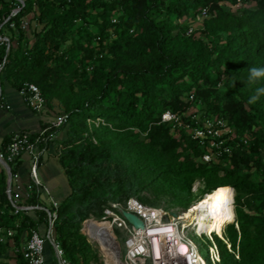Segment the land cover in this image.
<instances>
[{"label": "trees", "instance_id": "trees-1", "mask_svg": "<svg viewBox=\"0 0 264 264\" xmlns=\"http://www.w3.org/2000/svg\"><path fill=\"white\" fill-rule=\"evenodd\" d=\"M3 62L2 102L6 85L35 83L46 113L66 116L47 135L66 130L53 143L70 191L55 206L32 180L19 197L12 182L13 201L44 207L16 212L0 161V264H28L13 250L33 229L45 235L48 209L69 263L93 264L86 219L111 202H149L143 192L160 180L189 202L197 178L206 192L236 191L219 264H264V94L250 102L264 78L248 82L250 67H264V0H0ZM166 112L181 122H163ZM195 114L227 122L230 152L203 159ZM13 135L0 144L5 158ZM23 163L9 162L12 174Z\"/></svg>", "mask_w": 264, "mask_h": 264}, {"label": "built area", "instance_id": "built-area-1", "mask_svg": "<svg viewBox=\"0 0 264 264\" xmlns=\"http://www.w3.org/2000/svg\"><path fill=\"white\" fill-rule=\"evenodd\" d=\"M6 39V38H5ZM3 63H0V105L2 104L1 95V72L3 69ZM24 102L32 108L38 114H46L47 108L45 103V98L41 93V90L38 85L35 83H26L23 88L19 91ZM6 107L10 108L7 104ZM66 116L64 114L59 116H51L47 119L48 125L43 128L39 135L36 138H32V133L29 131H20L14 133L11 142L7 146V152L5 158L4 154L0 152V158L3 159L8 165L9 162L15 161L16 158H24L27 156L30 159V177L31 180L36 184L38 190L42 195L47 194L50 196V201L55 206L57 202L51 197L50 190L45 186L42 180L39 177V166H40V157L41 154L46 150V147H42V141L51 139V135H47L49 130L60 127ZM192 121H202L198 126L190 127L192 137L197 139L202 148H206L204 152L203 159L205 161H212L220 156L228 153L232 149V144L230 141V132L231 129L227 125V122L222 118H200L199 115H193L191 117ZM163 122H178L180 123V118L171 112H166L162 115ZM9 174V179L11 183L15 184V190L17 196L23 194V186L20 182V172L12 174L11 168H6ZM9 197L13 201L12 190L9 193ZM13 205L16 208V212L19 210H34V209H43V206L40 205H28V204H18L17 201H13ZM115 209V210H114ZM49 223L46 228V233L43 236L37 229L31 231L30 236L22 243L20 247H15L13 252L17 253L22 251L24 257L28 261V264H47L46 259V244L49 243L55 251V256L57 264H70L67 258L64 255L63 250L60 248L59 244L55 239L54 234V222L57 217L56 211H50L49 209ZM124 211L135 213L142 221L143 227L137 228L132 224L123 214ZM167 215L166 211L158 209L151 205H146L140 202L138 199L131 197L126 202V204H121L117 202H111L110 206L105 209V215L101 221L109 222L111 224L112 233L114 234V228H118L121 231L126 232L127 238L125 241L126 246V255L123 259L121 257L122 250L121 247L116 244L114 251V258L109 256L110 264H147L149 259L152 260L153 264H173V260L168 258V254L173 252V247L167 248L165 241L169 238H174L175 235H170L174 231L171 229L176 228L178 232V238L172 240L180 244H185L189 247L191 252L199 251L200 249L195 243V241L186 234L181 235L179 230V223L182 219L178 213H173V216L170 221H165ZM177 216V217H176ZM94 217H90L85 221H94ZM185 224V223H184ZM181 225V230L186 229L185 225ZM84 227V224H83ZM85 228V227H84ZM90 229H88L89 231ZM165 232H163V231ZM87 232V235L100 247L101 251L106 257V249L100 241L90 234V231ZM167 233V235H165ZM169 233V234H168ZM9 235H12L13 232L9 231ZM199 237L202 235L198 234ZM206 236V235H205ZM209 241V257L211 261L216 264L220 261V251L218 245L213 237H207ZM178 245V244H177ZM157 247L160 248L161 254L157 253ZM169 250V252H168ZM201 253V252H200ZM202 255V254H201ZM203 256V255H202ZM106 263L108 264L106 258Z\"/></svg>", "mask_w": 264, "mask_h": 264}, {"label": "rangeland", "instance_id": "rangeland-1", "mask_svg": "<svg viewBox=\"0 0 264 264\" xmlns=\"http://www.w3.org/2000/svg\"><path fill=\"white\" fill-rule=\"evenodd\" d=\"M26 22H27V20H26ZM26 22H25V24H26ZM50 116H52V115H50ZM47 119H49V118H47ZM42 120H44V119H42ZM46 123H48V122H46ZM46 164L51 169L54 168L55 166L58 167V168L60 167L61 168V173L63 174L62 175V180L66 179V181H67V177H66V175H65V173H64V171H63V169H62V167H61V165H60V163L58 161V154H57V156L49 157V161H47ZM51 172H54L53 169H52ZM40 176L41 175L39 174V177ZM40 179H41V177H40ZM170 186L171 185H170V183L168 181L166 182V181L160 180L157 183H155L152 187H150L149 189H146L143 192V195H145L148 198L149 202H143L137 196H134V198L138 199L143 204H146L148 206L151 205L153 207H156L158 209H162L163 211H166L167 215L165 217V221H170L172 216H173V213H178L179 215H181V217L186 215L187 211L189 212V210L191 208H193L194 206L198 205L200 203V201L202 200V198L207 193L206 192L205 182L203 181V179L197 178L194 181L193 186H192V195L190 197L191 201H189V202L188 201L176 202V200H175L176 196L174 195V189H173V187L171 188ZM67 188L69 190L70 187H69V185L66 184L64 191L67 192ZM223 189L226 191V194H225V197H226L225 205H228L229 201L233 198V209H234V212H235V219L232 222H229L228 224H226L225 229H224V231H225L226 228L229 226V224L236 223V225H237V213H236L237 205H236V202H235V196H236L235 189L233 187H231V186L228 187V188H223ZM230 190H234V194H232L230 192ZM58 201H60V200H58ZM58 201H57V203H58ZM94 218L95 219L91 223V225H97V226H101V227H96V226L92 227L91 230H89L90 234L91 235H94L96 233L103 234L105 236L108 244L112 248L113 257L115 256V254H114V251H115L114 240H116V242L118 243V245L121 247V250H122L121 257L124 259L125 255H126V246H125V241H126V238H127L126 232L121 231V230H119L118 228L115 227V230H117V232H116V235L114 234L115 236L113 235L114 236V240H113L110 227L108 225H106V224L104 225L105 222L101 221V219H98L96 217H94ZM184 220L185 219L182 218V221H180V223H179V230L181 232V235H183V234L187 235V233H188V236H190L195 241L197 246L199 247L200 252H201L200 254L203 255V256L202 255L201 256L203 257V259H205L206 264H214L211 261L210 257H209V241L206 238L205 234L203 232H201L200 230L198 231L197 229H195L194 225H192L193 227L189 226L186 229L181 230V225L184 224ZM83 224H84V222H83ZM87 225L88 226L90 225V221H88ZM88 226H86L84 228L83 225H82V232L84 234H86V236L88 237V239L92 243L93 248L96 250V252L98 254V258L93 261V264H107L106 261H105L106 257L104 256V253L101 251L100 247L97 245V243H95L87 235L86 231H88V229H89ZM197 233L202 235V236L199 237L197 235ZM216 236H217L216 234H213V238L215 239V241L217 243ZM224 237H225V232H224ZM167 242H169V239H167ZM48 245H49V243L46 244V246H48ZM170 246H169V248H170ZM218 248H219V246H218ZM219 251H220V248H219ZM220 261H221V255H220ZM220 261L216 262V264H219ZM147 264H153L152 260L149 259L147 261Z\"/></svg>", "mask_w": 264, "mask_h": 264}, {"label": "crops", "instance_id": "crops-1", "mask_svg": "<svg viewBox=\"0 0 264 264\" xmlns=\"http://www.w3.org/2000/svg\"><path fill=\"white\" fill-rule=\"evenodd\" d=\"M9 105L10 108L6 107ZM49 114H38L32 108H30L22 99L19 91L12 88L10 85H6L5 94L2 104L0 105V144L6 135L14 134L20 131H29L31 133L40 132L44 127V123L47 122V118H50ZM44 119V120H42ZM43 121V122H42ZM66 131L61 130L55 133L50 139L51 142L46 150L41 154V161L39 166V174L41 180L45 186L50 190L51 197L57 202L63 200L69 193L64 191L65 185H68V180H62L61 168H49L46 164L49 161V157L57 156V147L53 143L54 140H62L66 137ZM24 163L20 170V182L21 184H28L31 181L30 177V159L25 156L23 158ZM66 181V182H65ZM46 202L51 203L50 196L43 195ZM59 202V201H58ZM52 248V250H51ZM12 254V253H10ZM46 259L47 264H57L55 258V251L51 245L46 246Z\"/></svg>", "mask_w": 264, "mask_h": 264}, {"label": "bare ground", "instance_id": "bare-ground-1", "mask_svg": "<svg viewBox=\"0 0 264 264\" xmlns=\"http://www.w3.org/2000/svg\"><path fill=\"white\" fill-rule=\"evenodd\" d=\"M225 194L226 191L222 187L213 189L205 194V196L202 198V200L198 205L191 208L189 212L187 211L186 215L182 217L181 216L180 217L176 216V217L178 219L179 218L185 219L184 220L185 227L194 225L195 229H197L198 231L200 230L208 237H213V234H216L221 238H224V229L226 224L232 222L235 219V212L233 206L231 204L225 205V199H226ZM92 222L93 221H90V225L89 226L87 225L90 230L92 227L95 226L101 227L97 225H91ZM105 224L110 227L112 233L111 224L109 222H105L104 225ZM171 230H173L174 232L171 233L170 235H175V236L174 238H169V242H167V240L165 241L166 244L165 246L167 248H169V246L172 245V240L178 238L177 229L174 228ZM165 235H167V233ZM94 237H96L100 241V243L104 245L106 252L108 253L106 254V260L108 264H110L109 256H111V258L114 257L112 253V248L108 244L105 236L101 233H96L94 234ZM112 237L114 240L113 233H112ZM114 243L116 247L115 240ZM180 243L179 241H177V243L173 241V246H170L173 247V252L168 254V258L170 260H173V264H206L205 259H203L199 251L191 252V250H189V247L187 245ZM157 253L161 254V250L158 247H157Z\"/></svg>", "mask_w": 264, "mask_h": 264}, {"label": "clouds", "instance_id": "clouds-1", "mask_svg": "<svg viewBox=\"0 0 264 264\" xmlns=\"http://www.w3.org/2000/svg\"><path fill=\"white\" fill-rule=\"evenodd\" d=\"M264 78V67H250L249 68V77H248V82L252 83L255 82L256 80ZM260 94H264V89H257V94L252 96L250 98V102H255L256 100L259 99Z\"/></svg>", "mask_w": 264, "mask_h": 264}, {"label": "water", "instance_id": "water-1", "mask_svg": "<svg viewBox=\"0 0 264 264\" xmlns=\"http://www.w3.org/2000/svg\"><path fill=\"white\" fill-rule=\"evenodd\" d=\"M0 161L4 164L6 168H9V165L3 159L0 158ZM11 190H12V184H11V179H9V182H8L9 193L11 192ZM123 214L137 228L143 227V221L135 213L124 211Z\"/></svg>", "mask_w": 264, "mask_h": 264}]
</instances>
